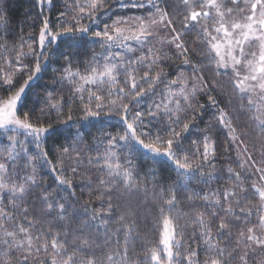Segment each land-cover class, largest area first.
<instances>
[{
  "label": "snow or ice",
  "instance_id": "snow-or-ice-1",
  "mask_svg": "<svg viewBox=\"0 0 264 264\" xmlns=\"http://www.w3.org/2000/svg\"><path fill=\"white\" fill-rule=\"evenodd\" d=\"M9 2L0 264H264V0H35L27 36Z\"/></svg>",
  "mask_w": 264,
  "mask_h": 264
},
{
  "label": "trees",
  "instance_id": "trees-1",
  "mask_svg": "<svg viewBox=\"0 0 264 264\" xmlns=\"http://www.w3.org/2000/svg\"><path fill=\"white\" fill-rule=\"evenodd\" d=\"M70 2V0H69ZM57 3H59V0H57ZM34 4H35V0H10V2L8 3V8H9V16L11 18V27L13 29V31L16 32H20V26H23L24 32L23 34L25 36L28 35V33H38V26L36 28L32 27V24L34 23L35 19H36V10L34 9ZM135 11V10H133ZM53 15H55V13H53ZM95 51V52H99L101 51V48L98 45H95L91 48V50L89 51V55H91V52ZM198 62V61H197ZM25 63H29V61H25ZM57 65L55 64H50L46 67V69L42 72L41 74V78L36 82V84L32 87V89L28 92V96H29V100L27 102V108L25 110H29L33 107H35L36 105L33 104L34 100L39 99V97L36 96V93L39 92L41 94V97L43 96V92L44 89L51 83V78L53 75V68L56 67ZM167 68V67H166ZM169 72H171L173 69L171 68H167ZM22 83V82H21ZM225 88H228V86H225ZM2 91V90H0ZM63 94V93H61ZM219 98V97H218ZM200 100H203L202 102L205 103L206 99L205 97H200ZM148 103L150 104L151 101H148ZM47 105L45 103H41L39 105V107L37 108V115H40L39 112V108H46ZM143 107V105L141 106ZM52 119H55V117L53 116ZM198 123L199 120L197 121ZM208 122V116L206 115L204 118V123ZM109 126L106 127V131L108 132H113L115 133L116 131H120L121 130V124L120 121L118 119L112 120V121H107L106 122ZM111 125H115V127H112ZM201 127H203V124H200ZM76 129L72 128V133L74 135ZM96 132V129H90L89 133L85 134V142L88 143L89 145H91L92 147H95V144L93 142V140L90 138V135H94ZM68 135L67 132L64 133V135L59 136V137H55L52 138L50 140H48L47 144L45 145V147L49 150V154L51 155V148L52 145L54 143L57 142V140H59L60 143H64L65 142V137ZM214 135L220 137L221 141L224 140V133L222 131L215 133ZM254 137H255V133H253L252 137H250L249 139H247L245 142L249 144V151H252V143L254 141ZM92 155H95V153L93 152ZM218 156H219V160L217 162L216 168H217V173L219 175H226L224 169L230 164L232 167L236 168V163H234L235 159H236V154L234 151H230L229 153H224L222 150L218 151ZM256 157L259 158L258 153L256 154ZM53 159V163L55 164V157H52ZM237 171H239V168H237ZM45 181L47 184H53L54 181V177L53 175L50 174H45ZM74 183H82V181H80L79 177L76 178V180L74 181ZM217 186H220L219 184H217ZM64 195H67V193H64ZM77 196H80V190L79 188H77ZM88 197L86 195L81 196V200H87ZM73 227H75V225H73ZM144 227V222H142V229ZM148 231L150 233V235L154 236V232L151 229V225L150 223H148Z\"/></svg>",
  "mask_w": 264,
  "mask_h": 264
},
{
  "label": "rangeland",
  "instance_id": "rangeland-1",
  "mask_svg": "<svg viewBox=\"0 0 264 264\" xmlns=\"http://www.w3.org/2000/svg\"><path fill=\"white\" fill-rule=\"evenodd\" d=\"M137 14H140V13H137ZM197 62V61H196ZM165 71H168V69L167 68H165ZM225 86H228L227 84H225ZM229 87V86H228ZM203 100H201V103H203L202 102ZM0 139H2V138H0Z\"/></svg>",
  "mask_w": 264,
  "mask_h": 264
}]
</instances>
